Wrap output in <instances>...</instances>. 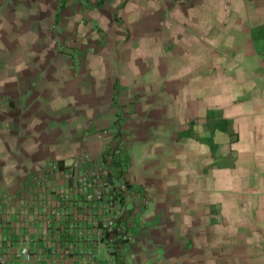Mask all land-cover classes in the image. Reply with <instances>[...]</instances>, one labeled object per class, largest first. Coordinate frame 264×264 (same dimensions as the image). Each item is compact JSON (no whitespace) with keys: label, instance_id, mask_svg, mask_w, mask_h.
I'll list each match as a JSON object with an SVG mask.
<instances>
[{"label":"crops","instance_id":"0c3cea01","mask_svg":"<svg viewBox=\"0 0 264 264\" xmlns=\"http://www.w3.org/2000/svg\"><path fill=\"white\" fill-rule=\"evenodd\" d=\"M117 144L151 199L122 244L64 176ZM23 244L32 264H264V0H0V256Z\"/></svg>","mask_w":264,"mask_h":264},{"label":"built area","instance_id":"2783aa9c","mask_svg":"<svg viewBox=\"0 0 264 264\" xmlns=\"http://www.w3.org/2000/svg\"><path fill=\"white\" fill-rule=\"evenodd\" d=\"M107 134L108 132L103 131L98 134V137L104 139L108 137ZM119 146L117 144L107 150L97 160H93L88 152L83 153L68 170L64 171V176L68 181L75 182L76 193L83 198L87 210L93 215L91 226L94 237L102 241L113 242L114 240L117 244H122L128 242L130 236L121 226V222L130 210L136 211L148 206L151 199L147 190L135 187L124 178L119 179L115 169V162L120 154ZM91 161L93 167L81 169L84 163ZM52 214L64 218L67 211L52 210ZM80 235L85 236L86 233L81 232ZM41 242L37 240L33 246L38 248ZM18 255L23 259L24 264H32L35 258L31 252V246L24 244ZM7 263L5 256H0V264Z\"/></svg>","mask_w":264,"mask_h":264},{"label":"trees","instance_id":"16d2710c","mask_svg":"<svg viewBox=\"0 0 264 264\" xmlns=\"http://www.w3.org/2000/svg\"><path fill=\"white\" fill-rule=\"evenodd\" d=\"M118 161L119 160H116V162H115V169H116L117 173L119 174V179H120V178H123V171H122V169L119 168Z\"/></svg>","mask_w":264,"mask_h":264}]
</instances>
